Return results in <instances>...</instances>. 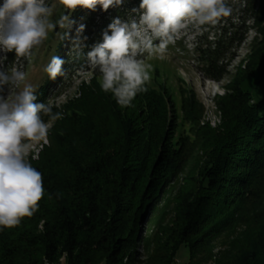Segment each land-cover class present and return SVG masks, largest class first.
<instances>
[{
	"label": "trees",
	"instance_id": "16d2710c",
	"mask_svg": "<svg viewBox=\"0 0 264 264\" xmlns=\"http://www.w3.org/2000/svg\"><path fill=\"white\" fill-rule=\"evenodd\" d=\"M140 2L124 0L107 11L100 5L66 10L71 26L64 28L67 36L56 52L65 60L64 73L87 70L86 53L103 42L114 18L131 20ZM237 6V12L243 8V24L252 21L259 39L217 100L222 125L175 139L176 118L162 94L138 93L143 101L135 97L122 108L94 85L59 121L38 160L29 161L42 173L45 194L32 217L0 228V264H138L142 229L158 216L162 196L199 144L204 164L175 199L176 234L161 248L156 237L139 264H176L182 248L188 254L183 264H264V90L254 88L264 87V0H240ZM81 25L85 58L76 60L70 53ZM226 26L196 49L209 80L224 77L231 50L242 40L229 31L235 29L231 22ZM61 78L48 77L36 102L51 99ZM183 102V119L193 130L199 116ZM225 232L233 237L213 253Z\"/></svg>",
	"mask_w": 264,
	"mask_h": 264
},
{
	"label": "clouds",
	"instance_id": "9594fccd",
	"mask_svg": "<svg viewBox=\"0 0 264 264\" xmlns=\"http://www.w3.org/2000/svg\"><path fill=\"white\" fill-rule=\"evenodd\" d=\"M123 2L58 0L63 9L70 11L78 7L95 10L97 5L107 11ZM55 8V4L46 0H3L0 4V50L16 54V61L6 70H0V228H14L23 218L32 217L45 194L42 173L27 156L33 143L47 142L49 129L63 114L53 112V107L59 105H54L51 99L46 103L36 102L37 87L28 81L19 58L29 56L57 25L61 29L71 26L68 15L53 20ZM233 10L227 0H141L139 9H133L139 19L123 22L114 18L103 33V42L86 53V60L90 70H99L102 91L110 92L122 108L130 107L138 93L148 91L146 84L151 79L152 66L142 58L144 53L157 54L163 59L168 45L175 42L186 22L216 25L222 18L231 16ZM83 31L81 25L72 40L70 54L76 60L85 58L80 38ZM65 36L67 33L61 39ZM6 59L7 56L0 57V65ZM64 64V59L53 55L44 72L55 80L65 75ZM5 86L7 97L2 95ZM44 117H48L47 122Z\"/></svg>",
	"mask_w": 264,
	"mask_h": 264
},
{
	"label": "rangeland",
	"instance_id": "374dc122",
	"mask_svg": "<svg viewBox=\"0 0 264 264\" xmlns=\"http://www.w3.org/2000/svg\"><path fill=\"white\" fill-rule=\"evenodd\" d=\"M240 0H227L233 7V13L229 17H224L216 25H204L197 26L193 22H186V27L176 36L175 42L168 45L163 59L159 58L157 54L149 55L144 53L143 57L147 64L152 67L150 69V81L146 84L149 91H155V93L162 94L167 102L169 101V107H172V112L176 118L177 131L175 139L183 136H190V132L200 131L202 129L215 130L222 125L221 116L217 109V100L223 97L229 85H231L237 73L244 69L247 64V59L252 53L254 46V39H259V35H256L252 21L243 24L242 18L244 14L241 13L243 8H240V12L236 11ZM49 4H55V12L53 20L58 19L61 15L65 14L66 9H63L58 4V0H46ZM3 0H0V4ZM131 20L139 19V14H129ZM237 15V16H236ZM241 17V19H240ZM239 18V20H237ZM231 22L235 29L229 30L231 33L234 31L239 32L242 36V40L237 44L228 57L226 63V74L219 81H213L206 78L205 66L199 60V56L196 53L197 48H202L205 42H209L214 39L213 35L218 33L220 28L227 29L226 22ZM64 29H61L59 25L53 32L49 33L48 38L37 48L33 49L32 53L27 57L19 58V63L23 65V70L28 74V81L38 88L47 81L48 76L44 72V67L50 61L53 55H56L60 46L61 36ZM59 34V35H58ZM159 41H154L158 43ZM7 56V59L0 65V70H6L11 64L16 61V54L14 51L5 53L0 50V57ZM87 70L78 71L76 73L66 72L60 80V84H57L54 92L50 94V98L54 105L58 104L59 107H53L57 111L63 114V118L68 117L69 111L72 107H75L76 102L83 98V95L88 89L95 85L100 87V73L90 70V66L87 65ZM253 87V86H252ZM254 88L262 92L264 87L254 85ZM57 91V94L55 93ZM59 91H61L59 93ZM142 94V92H141ZM5 97L8 95L7 86L2 93ZM54 96V98L52 97ZM141 101L140 94L136 95ZM184 101V102H183ZM182 102L185 107H191L194 114L199 116L198 124L193 126L186 123L183 119ZM72 111V110H71ZM170 111V108H169ZM171 114V111H170ZM46 122L48 118L44 119ZM61 120V119H60ZM60 120H57L53 126L49 129L47 142L40 141L33 143L31 150L27 156L30 161H37L42 148L50 145V137L54 130L58 126ZM192 139V137H191ZM201 147V144H199ZM197 148L193 156L189 159L188 163L184 167L183 171L178 176L177 180L171 182V186L166 190V193L162 196L160 202V211L156 218H153L150 226L144 227L141 233V241L139 242L137 251V259L139 262L146 261L154 249L155 238L158 237L160 248L165 244V241L176 234L173 209L175 199L189 175L190 177H196L195 175L200 172V168L203 167L204 161L201 160L200 148ZM243 228H241L242 230ZM165 231V232H163ZM238 232L239 229H238ZM231 232H225L222 237L215 243L213 253L222 251L228 240L233 237ZM187 250L182 248L175 257L176 264H183L187 261Z\"/></svg>",
	"mask_w": 264,
	"mask_h": 264
}]
</instances>
